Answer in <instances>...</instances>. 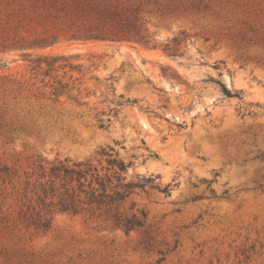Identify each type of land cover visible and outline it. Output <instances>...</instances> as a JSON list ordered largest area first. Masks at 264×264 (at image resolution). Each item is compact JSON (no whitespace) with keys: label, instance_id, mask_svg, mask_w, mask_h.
<instances>
[{"label":"rangeland","instance_id":"obj_1","mask_svg":"<svg viewBox=\"0 0 264 264\" xmlns=\"http://www.w3.org/2000/svg\"><path fill=\"white\" fill-rule=\"evenodd\" d=\"M76 1L0 0V166L22 173L0 179V264H264V0H92L137 8L144 39L70 38L93 19ZM110 146L128 180L159 175L169 193L49 214L51 195L23 182L38 157L104 173ZM141 211L143 227L116 221Z\"/></svg>","mask_w":264,"mask_h":264},{"label":"trees","instance_id":"obj_2","mask_svg":"<svg viewBox=\"0 0 264 264\" xmlns=\"http://www.w3.org/2000/svg\"><path fill=\"white\" fill-rule=\"evenodd\" d=\"M76 13H88L93 15L89 25L72 31L70 38L73 39H114L119 37H137L144 39L142 34V26L137 24L140 20L136 14L137 8L130 9L131 15H126L121 8L116 6H108L104 3H95L92 0H77L74 3ZM59 40L57 35H52L51 40L35 41L32 46H45ZM15 49H25L27 45L14 44ZM30 57V53H24ZM65 55L54 57H38L33 60L37 62L35 67H40L42 62H46L48 69H51L60 59L66 60ZM35 67L33 69H35ZM59 86L55 88V94L61 95L68 92L69 84L61 80ZM223 93L226 96L241 97L239 91H231L226 83L220 82ZM100 154L105 156L107 162V171L100 172L98 166L90 161H74L49 160L44 157H38V163L33 170L25 171V179L23 182L30 186L31 183L39 186L43 193L41 201H45L51 195V200L47 203L49 209L47 213L51 214L56 210L80 213L88 207L102 206H119L137 189L146 190L147 186L158 189L159 191L169 193V185L162 187L156 180L159 175H144L138 180H128L125 173L132 161L126 162L119 155V152L112 146L102 148ZM256 159L264 160V152L258 154ZM35 165V163H34ZM103 170V168H102ZM0 179L2 183L8 182L12 184L22 179V173L19 169L9 165L0 166ZM205 182L212 183L213 180L204 179ZM212 196H216L215 190L210 189ZM201 196H196L193 200H197ZM28 211L24 213L27 217ZM41 212H37L35 216L32 214L29 221L36 227L47 230L51 227V218L43 217ZM147 213L141 211V216L133 213L123 218L116 215V221L122 225L128 232L132 229L143 227L146 223Z\"/></svg>","mask_w":264,"mask_h":264}]
</instances>
